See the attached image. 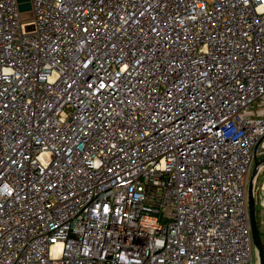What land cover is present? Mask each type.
Returning <instances> with one entry per match:
<instances>
[{"label":"built area","instance_id":"1","mask_svg":"<svg viewBox=\"0 0 264 264\" xmlns=\"http://www.w3.org/2000/svg\"><path fill=\"white\" fill-rule=\"evenodd\" d=\"M28 2L0 0V264H254L264 0Z\"/></svg>","mask_w":264,"mask_h":264},{"label":"water","instance_id":"2","mask_svg":"<svg viewBox=\"0 0 264 264\" xmlns=\"http://www.w3.org/2000/svg\"><path fill=\"white\" fill-rule=\"evenodd\" d=\"M19 2V11L28 12L30 10L29 0H17ZM24 32H33V25L24 26ZM264 166V157L257 160L254 158L253 168L251 170V175L247 183V203H248V214L251 228V236L254 248V257L256 264H264V257L262 252V243L260 239V231L257 225L256 211H255V197H254V182L258 176V171L260 167Z\"/></svg>","mask_w":264,"mask_h":264},{"label":"rangeland","instance_id":"3","mask_svg":"<svg viewBox=\"0 0 264 264\" xmlns=\"http://www.w3.org/2000/svg\"><path fill=\"white\" fill-rule=\"evenodd\" d=\"M254 110L259 115L264 116V99L262 101H260L258 104L254 105ZM260 159H261V157L258 156L257 160H260ZM252 168H253V166H252ZM252 168H251V170H252ZM251 170L249 173V177L251 175ZM249 177H248V180H249ZM263 182H264V166L260 167V169L258 171V177H257L256 182H255V187L260 188L262 184L264 185ZM255 211H256V218L258 221L259 230L261 233H264V204L260 203L258 201V199H256V202H255ZM254 264H256L255 261H254Z\"/></svg>","mask_w":264,"mask_h":264},{"label":"trees","instance_id":"4","mask_svg":"<svg viewBox=\"0 0 264 264\" xmlns=\"http://www.w3.org/2000/svg\"><path fill=\"white\" fill-rule=\"evenodd\" d=\"M262 158V157H261ZM257 219V218H256ZM257 225H258V221H257ZM259 228V226H258ZM260 231V230H259ZM260 239H261V243H262V252H263V257H264V233L260 232Z\"/></svg>","mask_w":264,"mask_h":264},{"label":"bare ground","instance_id":"5","mask_svg":"<svg viewBox=\"0 0 264 264\" xmlns=\"http://www.w3.org/2000/svg\"><path fill=\"white\" fill-rule=\"evenodd\" d=\"M263 188H264V185H263Z\"/></svg>","mask_w":264,"mask_h":264}]
</instances>
